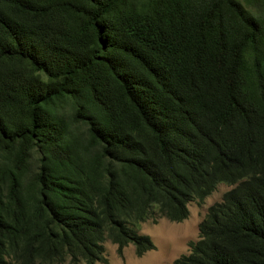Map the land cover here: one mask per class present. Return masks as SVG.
Returning a JSON list of instances; mask_svg holds the SVG:
<instances>
[{"label":"trees","instance_id":"1","mask_svg":"<svg viewBox=\"0 0 264 264\" xmlns=\"http://www.w3.org/2000/svg\"><path fill=\"white\" fill-rule=\"evenodd\" d=\"M218 182L172 264H264V0H0V264L141 256Z\"/></svg>","mask_w":264,"mask_h":264},{"label":"rangeland","instance_id":"2","mask_svg":"<svg viewBox=\"0 0 264 264\" xmlns=\"http://www.w3.org/2000/svg\"><path fill=\"white\" fill-rule=\"evenodd\" d=\"M231 188L232 185L219 183L202 202H190L189 215L182 222L176 223L166 218H158L157 223H153L150 218L139 223V231L151 237L158 248L157 251L155 248L147 251L144 256L138 257L134 253L133 245L129 244L123 250V257H120L117 254L116 245L107 239L104 243L107 264H171L175 258L188 252V242L198 239L199 223L206 215L208 208L221 201L223 194Z\"/></svg>","mask_w":264,"mask_h":264},{"label":"clouds","instance_id":"3","mask_svg":"<svg viewBox=\"0 0 264 264\" xmlns=\"http://www.w3.org/2000/svg\"><path fill=\"white\" fill-rule=\"evenodd\" d=\"M219 183L229 184V183H226V182H218L217 184H219ZM217 184H216V186H217ZM229 185H232V188L235 186V184H229ZM216 186H215V188H216ZM215 188H214V189H215ZM232 188H231V189H232ZM214 189H213V190H214ZM231 189H229V190H231ZM213 190H212V191H213ZM229 190H227V191H229ZM212 191H211L210 193H212ZM227 191H226V192H227ZM226 192H225V193H226ZM210 193H209V194H210ZM225 193H224V194H225ZM209 194H208V195H209ZM224 194H223V196H224ZM208 195H207V196H208ZM205 197H206V196H205ZM205 197H204V198H205ZM204 198H203L202 200L196 199V200H193V201L202 202V201L204 200ZM222 200H223V197H222ZM222 200H221V201H222ZM193 201H190V202H193ZM221 201H219V202H221ZM190 202H188V204H187L188 215H189V207H188V205H189ZM219 202H216V203H219ZM216 203H214V204H216ZM214 204H213V205H214ZM211 206H212V205H211ZM211 206H210V207H211ZM210 207H209V208H210ZM209 208H208V210H209ZM207 213H208V211H207ZM207 213H206V215H207ZM206 215H205V216H206ZM205 216H204V218H205ZM187 217H188V216H187ZM187 217L184 218L183 220L187 219ZM150 218L152 219L153 223H157L158 218H166L167 220H169V221H171V222H176V223H179V222H182V221H183V220H181V221H173V220L168 219V218L165 217V216L159 215V213L157 212V207H154V208H153V213H152V215H151L149 218H147V219L144 220V221H139V222H137V223L135 224V229L137 230V232H138L139 234H142V235H146V236H148V237L150 238L151 242L153 243L154 247H153L152 249H149V250H153V249H155L156 246H155L154 242L152 241L151 237H150L149 235H147V233H143V232L139 231V229H138V224L141 223V222H145V221H147V220L150 219ZM154 218H155V219H154ZM204 218H203V219H204ZM203 219H202V221H203ZM202 221H201V222H202ZM201 222H200V223H201ZM200 223H199V234H200ZM199 238H200V236L198 235V239H199ZM107 239H108V238H106V239L104 240L103 245H104V243H105V241H106ZM198 239H196V240H190V241H197ZM108 240H110V239H108ZM110 241H111V240H110ZM190 241H189V242H190ZM111 242H112V241H111ZM189 242H188V252L183 253V254H188V253L190 252ZM112 243L116 245V251H117V247H118V245H117L116 243H114V242H112ZM129 244H132V245H133V249H134V253H135V245H134L133 243L130 242V243H128L126 246H128ZM126 246H124L123 249H122V255H119L118 252H117V254H118L120 257H123V250H124V248H126ZM104 250H105V245H104ZM149 250H147V251H149ZM157 250H158V248H156L155 251H157ZM147 251H145L141 256H138L136 253H135V255L138 256V257H142V256L145 255V253H146ZM155 251H154V252H155ZM105 252H106V250H105ZM105 252H104V255H105V257H106ZM148 254H149V253H148ZM183 254H181V255H183ZM181 255H180V256H181ZM180 256H178L177 258H179ZM106 258H107V257H106ZM177 258H175V259L173 260V262H174ZM107 260H108V258H107ZM173 262H172V263H173ZM107 263H108V262H107ZM107 263H106V264H107ZM172 263H171V264H172ZM80 264H84V263L81 262ZM97 264H102V263H97Z\"/></svg>","mask_w":264,"mask_h":264}]
</instances>
